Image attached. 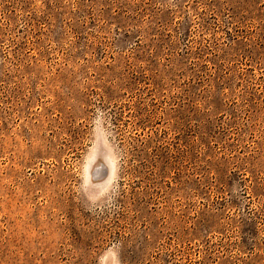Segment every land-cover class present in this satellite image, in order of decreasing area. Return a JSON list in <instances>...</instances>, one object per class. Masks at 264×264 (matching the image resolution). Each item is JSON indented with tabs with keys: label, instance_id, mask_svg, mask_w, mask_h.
I'll return each mask as SVG.
<instances>
[{
	"label": "rangeland",
	"instance_id": "obj_1",
	"mask_svg": "<svg viewBox=\"0 0 264 264\" xmlns=\"http://www.w3.org/2000/svg\"><path fill=\"white\" fill-rule=\"evenodd\" d=\"M0 264H264V0H0Z\"/></svg>",
	"mask_w": 264,
	"mask_h": 264
},
{
	"label": "bare ground",
	"instance_id": "obj_2",
	"mask_svg": "<svg viewBox=\"0 0 264 264\" xmlns=\"http://www.w3.org/2000/svg\"><path fill=\"white\" fill-rule=\"evenodd\" d=\"M111 169H112V167H111ZM112 171H113V170H112ZM101 174H102L101 168H97V169H95V171L93 172V176H94V177H99ZM111 174H113V173H111ZM110 176H111V175H110Z\"/></svg>",
	"mask_w": 264,
	"mask_h": 264
}]
</instances>
